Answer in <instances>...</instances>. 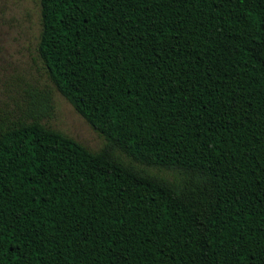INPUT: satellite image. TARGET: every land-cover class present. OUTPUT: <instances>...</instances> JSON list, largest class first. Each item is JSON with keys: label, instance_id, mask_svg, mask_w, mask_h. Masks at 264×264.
I'll return each instance as SVG.
<instances>
[{"label": "trees", "instance_id": "1", "mask_svg": "<svg viewBox=\"0 0 264 264\" xmlns=\"http://www.w3.org/2000/svg\"><path fill=\"white\" fill-rule=\"evenodd\" d=\"M40 6L39 56L106 141L45 124L49 88L0 112V264H264V0Z\"/></svg>", "mask_w": 264, "mask_h": 264}, {"label": "rangeland", "instance_id": "2", "mask_svg": "<svg viewBox=\"0 0 264 264\" xmlns=\"http://www.w3.org/2000/svg\"><path fill=\"white\" fill-rule=\"evenodd\" d=\"M41 30L40 0H0V112L26 110L35 88H49L55 107L43 122L97 151L106 139L51 79L38 52Z\"/></svg>", "mask_w": 264, "mask_h": 264}]
</instances>
